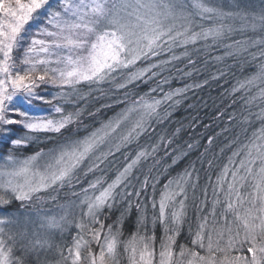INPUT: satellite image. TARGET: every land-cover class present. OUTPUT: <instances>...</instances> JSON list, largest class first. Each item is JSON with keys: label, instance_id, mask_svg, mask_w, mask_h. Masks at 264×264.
Returning <instances> with one entry per match:
<instances>
[{"label": "snow or ice", "instance_id": "1", "mask_svg": "<svg viewBox=\"0 0 264 264\" xmlns=\"http://www.w3.org/2000/svg\"><path fill=\"white\" fill-rule=\"evenodd\" d=\"M0 149V264H264V0H0Z\"/></svg>", "mask_w": 264, "mask_h": 264}, {"label": "trees", "instance_id": "2", "mask_svg": "<svg viewBox=\"0 0 264 264\" xmlns=\"http://www.w3.org/2000/svg\"><path fill=\"white\" fill-rule=\"evenodd\" d=\"M225 1H226L225 3H227V0H225ZM255 2H256V3H259V0H255ZM230 62H231V61H230ZM213 70H214V69H213ZM255 71H256L255 64H252V65H248V66H246L245 69H244V71H243V73H239V72H237V75L246 76V75H248V74H250V73H253V72H255ZM231 82H232V81H230V83H231ZM173 86H176V82H173ZM229 86H230L229 84H225V85H224V87H229ZM141 90L144 91V90H146V88H142ZM54 91H55V89H53V88H51V87H48L47 90H46V91H43L41 94H42V95H45V96H49V95H50L52 92H54ZM219 91H220V89H219V88H215V87L212 88L210 91H209L208 89H205V90H203V91H201V92L199 93V96H200V97H203L205 100H208V103L211 104L212 101H211V99H209V95H211V97H213V98H216V97H217V94H218ZM37 103L39 104V109L34 110V111H47V110L49 109V106H48V105H44V104H42V103H40V102H37ZM191 103H193V100L185 101V105L182 106V107H181V108H180V109L174 114V117H173L174 121H183V122L187 123V122L192 118V116H194V115L196 114L194 109L187 108V105H188V104H191ZM253 110H254V111H258L259 109H253ZM205 112H211V109H203V110H201L200 113H199V116H200V119L204 121V123H208V122H209V117L205 115ZM173 126H175V125H173ZM11 127H13L18 133L21 131V130L19 129V126H11ZM254 127H259V121H256V122L254 123ZM201 130H202V127H201V128H196L195 131H196V132H199V131H201ZM250 131H251V130H250ZM190 132H191V130H188V131L184 134V138H185V139L188 138V135H189ZM2 151H3V150L0 149V152H2ZM32 151H33L32 148H28V149L25 150L26 153H30V152H32ZM192 155L195 156L196 153H193ZM182 166H183V165H181V167H182ZM177 170H179V169H177ZM173 174H174V173H173ZM165 179H167V178H165ZM163 182H164V181L162 180V183H163ZM60 199H61V200L65 199V197H64V195H63V192H61ZM0 207H2L4 211L9 212V213H11V212H16V211L30 212V208H29V207H26V208H24V209H21V208H20V202H16V201H13L11 205H8V206H0ZM44 208H45V209H51V213L57 211V209L54 208L53 205H52L51 203H47V204H45V205H44ZM31 215H32V217H33L34 214H31ZM114 218H115V214H114V216H113V219H114ZM107 222L110 223L111 220H109V221H107ZM134 227H135V215L133 214V215L129 218V220L125 223V226H124V233H125V236H127L128 234H130V233L134 230ZM29 233L31 234V231H29ZM45 233H46V232H43V234L41 235V239L44 238V234H45ZM156 234H157V237H159V235H160V230H159V228L157 229ZM52 238H53V240H54L55 243H65V242H69V240H70L69 237H68V238H64V239H62V238H60V237H58V238H54V237H52ZM17 239L19 240V236H18V235H17ZM66 239H67V240H66ZM24 242L26 243L27 241H24ZM17 247L19 248V245H18ZM17 254H19V251L17 252ZM41 259H42V260L50 261V262H52V264H54V262L58 259V256H57V254H56V252H55V249L53 248V249L50 250V251L41 252ZM121 264H127L126 259L122 258V259H121Z\"/></svg>", "mask_w": 264, "mask_h": 264}, {"label": "rangeland", "instance_id": "3", "mask_svg": "<svg viewBox=\"0 0 264 264\" xmlns=\"http://www.w3.org/2000/svg\"><path fill=\"white\" fill-rule=\"evenodd\" d=\"M226 2V1H225ZM14 201V200H13ZM58 211V210H57ZM57 211H55V212H53V213H56ZM53 213H49V214H53ZM35 218V215H33V219ZM25 227V225H24V223H23V216H21V223L19 224V225H12L11 226V230H12V232L13 233H19L20 231H22L23 230V228ZM27 228H28V231H33V229H34V226L32 225V224H28L27 225ZM40 232H41V234H43V232H46L47 230L46 229H38ZM75 232V228H71V229H69V231L67 232V233H65L64 234V238H70L71 239V234L72 233H74ZM30 234V233H29ZM52 237H54V238H58V237H60L61 238V236H60V234H59V232H55V233H53V235H52ZM67 240V239H66ZM69 242H70V240H69Z\"/></svg>", "mask_w": 264, "mask_h": 264}]
</instances>
